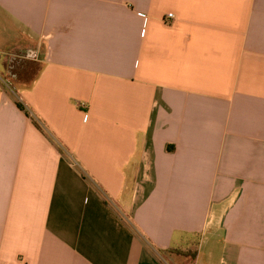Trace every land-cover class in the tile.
Wrapping results in <instances>:
<instances>
[{
    "label": "crops",
    "instance_id": "obj_1",
    "mask_svg": "<svg viewBox=\"0 0 264 264\" xmlns=\"http://www.w3.org/2000/svg\"><path fill=\"white\" fill-rule=\"evenodd\" d=\"M167 260L264 264V0H0V264Z\"/></svg>",
    "mask_w": 264,
    "mask_h": 264
},
{
    "label": "trees",
    "instance_id": "obj_2",
    "mask_svg": "<svg viewBox=\"0 0 264 264\" xmlns=\"http://www.w3.org/2000/svg\"><path fill=\"white\" fill-rule=\"evenodd\" d=\"M41 66L42 64L39 61H32L30 58H26L24 56L22 57L21 55L11 57L7 63L4 77H6L8 80H11V85L13 86L14 83L12 82H21V77H28L31 74V79H29L28 82H23V86H27L30 85L31 82L38 76ZM16 104L17 107L27 116L30 115L29 111L21 101L16 99ZM34 122L37 127L41 128L38 122L35 120Z\"/></svg>",
    "mask_w": 264,
    "mask_h": 264
},
{
    "label": "rangeland",
    "instance_id": "obj_3",
    "mask_svg": "<svg viewBox=\"0 0 264 264\" xmlns=\"http://www.w3.org/2000/svg\"><path fill=\"white\" fill-rule=\"evenodd\" d=\"M23 57V55H22ZM31 57H34V56H31ZM27 58V57H26ZM35 58V57H34ZM22 75V74H21ZM2 80L4 81V85H5V88L8 89V90H13L15 91L16 88H19V87H22L23 86V82H28L29 79H31V74L28 76V77H21V82H18V83H15V82H12L14 83L13 86L11 85V80H8L6 79V77H1ZM8 80V81H7ZM17 99V98H16ZM19 100V99H18ZM168 261V260H167ZM169 264H178V262L176 261H168Z\"/></svg>",
    "mask_w": 264,
    "mask_h": 264
},
{
    "label": "built area",
    "instance_id": "obj_4",
    "mask_svg": "<svg viewBox=\"0 0 264 264\" xmlns=\"http://www.w3.org/2000/svg\"><path fill=\"white\" fill-rule=\"evenodd\" d=\"M168 18H169V19H173V18H174V15H173V14H169V15H168Z\"/></svg>",
    "mask_w": 264,
    "mask_h": 264
}]
</instances>
